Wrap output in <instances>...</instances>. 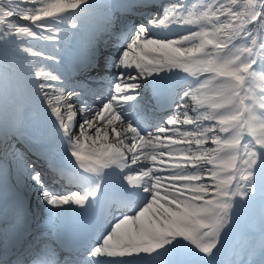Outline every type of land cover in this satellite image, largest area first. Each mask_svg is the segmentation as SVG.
<instances>
[{"label":"snow or ice","instance_id":"1","mask_svg":"<svg viewBox=\"0 0 264 264\" xmlns=\"http://www.w3.org/2000/svg\"><path fill=\"white\" fill-rule=\"evenodd\" d=\"M21 69L47 168L13 151L17 182L53 227L0 234V264H264V0H0V85Z\"/></svg>","mask_w":264,"mask_h":264},{"label":"rangeland","instance_id":"2","mask_svg":"<svg viewBox=\"0 0 264 264\" xmlns=\"http://www.w3.org/2000/svg\"><path fill=\"white\" fill-rule=\"evenodd\" d=\"M82 35L77 37L79 41L82 40V38H83ZM22 82L24 83V85H20V86L10 85V86L5 87L3 85H0V127H3L5 130H6V123L8 122V118L12 114V110L10 109L9 105H12V102L16 103V102L20 101L21 110H23V103H24L25 108L22 112H23V114H25L27 112V105L26 104L33 102L32 96L30 94L29 88L27 87L25 78L22 80ZM32 114L40 117V115L38 113L32 112ZM183 127H188V126H183ZM25 128H27V125L25 126ZM14 142H15V140H13V143ZM1 147H3V150L0 151L1 155H6L10 150V149L5 150L3 145H0V148ZM11 163H14L13 167H16L15 162H11ZM5 165H8V164L5 162Z\"/></svg>","mask_w":264,"mask_h":264},{"label":"bare ground","instance_id":"3","mask_svg":"<svg viewBox=\"0 0 264 264\" xmlns=\"http://www.w3.org/2000/svg\"><path fill=\"white\" fill-rule=\"evenodd\" d=\"M5 87H7L6 85H3ZM2 94V93H1ZM2 98V97H1ZM26 104V103H25ZM27 107L29 106V103L26 104ZM10 109L12 110V114L11 116L8 118V122L6 123V130L8 132V139H13V131H14V128L16 126L19 125L20 122H23V132L22 134L21 133H16L15 136H16V139H17V142L18 144L21 145L22 143V138H23V135L25 133V126L29 125L30 127H32V124H36L38 126L41 127V125L43 126L44 122L43 120H41L38 116H34V115H29L30 112L28 113H25L23 114V110L25 108V105L23 103V110H21V104H20V101L19 102H12V105H9ZM26 110V109H25ZM28 110V109H27ZM27 117H28V120H27ZM43 123V124H42ZM43 130L45 128V124H44V127H41ZM35 135H38L37 133ZM36 139V138H35ZM17 144V145H18ZM16 145V146H17ZM15 149V147H14ZM23 155L27 154V150L23 151L22 152ZM1 180V179H0ZM2 187V186H0ZM56 188V187H55ZM5 195V194H3ZM258 214H256L257 216ZM250 231V230H249ZM256 238H257V235L255 234Z\"/></svg>","mask_w":264,"mask_h":264},{"label":"trees","instance_id":"4","mask_svg":"<svg viewBox=\"0 0 264 264\" xmlns=\"http://www.w3.org/2000/svg\"><path fill=\"white\" fill-rule=\"evenodd\" d=\"M21 23H26V22L21 21ZM21 77H24V72H23L22 69H21L20 71L17 72V74H16V76H15L14 79L6 80V81L4 82V84L7 85V86H10V85H16L17 82H19V84H20V79H21Z\"/></svg>","mask_w":264,"mask_h":264}]
</instances>
